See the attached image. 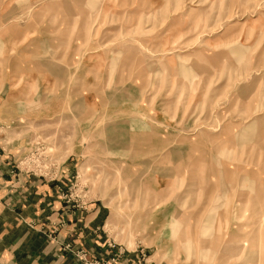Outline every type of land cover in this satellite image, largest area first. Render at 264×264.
I'll return each mask as SVG.
<instances>
[{
    "label": "rangeland",
    "instance_id": "374dc122",
    "mask_svg": "<svg viewBox=\"0 0 264 264\" xmlns=\"http://www.w3.org/2000/svg\"><path fill=\"white\" fill-rule=\"evenodd\" d=\"M0 58L36 81L18 173L99 235L82 264H264V0H0Z\"/></svg>",
    "mask_w": 264,
    "mask_h": 264
},
{
    "label": "crops",
    "instance_id": "0c3cea01",
    "mask_svg": "<svg viewBox=\"0 0 264 264\" xmlns=\"http://www.w3.org/2000/svg\"><path fill=\"white\" fill-rule=\"evenodd\" d=\"M4 61L0 58V261L7 264H82L79 250L91 248L92 257L101 250L98 233L93 228L87 230L84 213L78 208L80 204L73 205L65 199L61 183L18 173L17 162L28 149L25 145L29 144L17 140V123L32 113L30 104L36 81L32 73L17 71L19 69L12 62L11 70H7ZM47 74L52 76L51 69ZM18 82L27 85L19 86ZM37 82L40 88L45 83L44 91L51 90V80L37 79ZM70 173L63 165L53 175L67 179ZM99 213L100 210H95L92 220L98 219ZM91 224L94 226V222ZM44 226L48 227L46 232L53 233L48 244L44 238L47 234L42 232ZM109 251L114 258L119 256L116 250ZM135 257L127 253L118 264H127V258Z\"/></svg>",
    "mask_w": 264,
    "mask_h": 264
},
{
    "label": "bare ground",
    "instance_id": "6f19581e",
    "mask_svg": "<svg viewBox=\"0 0 264 264\" xmlns=\"http://www.w3.org/2000/svg\"><path fill=\"white\" fill-rule=\"evenodd\" d=\"M263 193V192H262ZM257 206V209H255V216H256V218H258V217H263V215H264V212H262V209H264V207L262 206V204L261 203H259L258 205H256ZM261 210V211H260ZM258 216V217H257ZM255 218V217H254ZM252 232V231H251ZM203 233H205L204 231H203ZM207 240H209V237L208 238H205V242L207 241ZM202 250L203 251H201V252H204V253H206V252H209V249H208V247L207 246H205L204 245V247L202 248ZM200 252V251H199ZM229 252V247L228 246H226L225 247V249H224V253H222L223 255L224 254H226V253H228ZM202 254V253H201ZM222 258H223V256H221Z\"/></svg>",
    "mask_w": 264,
    "mask_h": 264
}]
</instances>
